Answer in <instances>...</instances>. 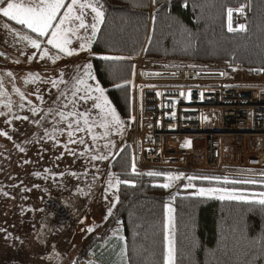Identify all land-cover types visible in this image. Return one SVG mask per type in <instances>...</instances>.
<instances>
[{
    "label": "trees",
    "instance_id": "16d2710c",
    "mask_svg": "<svg viewBox=\"0 0 264 264\" xmlns=\"http://www.w3.org/2000/svg\"><path fill=\"white\" fill-rule=\"evenodd\" d=\"M94 2L102 6L104 18L90 48L96 55L91 73L121 118L130 117L129 57L141 52L157 59L225 62L264 70V0ZM241 6L245 28L229 31L227 10ZM110 167L114 177L133 183L117 185L111 214L108 211L85 236L70 264H81L88 257L101 264H164L167 203L172 205L175 264H264V206L253 199L204 197L183 189L189 177H197L191 180L195 186L235 188L248 195L264 192V180L189 175L165 188L167 173H133L128 145ZM117 225L123 238L114 245L109 240Z\"/></svg>",
    "mask_w": 264,
    "mask_h": 264
},
{
    "label": "rangeland",
    "instance_id": "374dc122",
    "mask_svg": "<svg viewBox=\"0 0 264 264\" xmlns=\"http://www.w3.org/2000/svg\"><path fill=\"white\" fill-rule=\"evenodd\" d=\"M6 2L0 0V7ZM11 28L34 39L24 32L28 28L0 14V264H70L88 229L102 223L116 200L117 186L109 187V181L115 184L117 178L110 166L127 145L130 117L121 118L105 90L104 96L123 127H113L111 117L94 106L99 95L94 89L100 84L91 68L94 78L85 74V66H91L95 54L88 58L85 50L72 49L75 54L71 56L53 51L51 55L42 49L47 55L40 57L34 54L35 47L25 43L27 39L14 36L18 31L8 35ZM44 44L48 45L47 41ZM179 62L209 67L205 62ZM240 67L232 68L237 71ZM260 71L264 72H254ZM131 157L130 150L133 166ZM175 180L167 179L166 183L172 187ZM189 184L193 187H187ZM186 188L194 194L200 188L244 193L235 188L195 186L191 180ZM221 194L204 197L219 198ZM248 195L249 199H260ZM166 223L174 249L171 203L166 204ZM122 238L117 225L109 242L116 245ZM81 264L101 263L88 257Z\"/></svg>",
    "mask_w": 264,
    "mask_h": 264
},
{
    "label": "built area",
    "instance_id": "2783aa9c",
    "mask_svg": "<svg viewBox=\"0 0 264 264\" xmlns=\"http://www.w3.org/2000/svg\"><path fill=\"white\" fill-rule=\"evenodd\" d=\"M244 22L233 11L232 28ZM131 63L125 139L138 171L264 180V72L143 52Z\"/></svg>",
    "mask_w": 264,
    "mask_h": 264
},
{
    "label": "snow or ice",
    "instance_id": "6c2138e0",
    "mask_svg": "<svg viewBox=\"0 0 264 264\" xmlns=\"http://www.w3.org/2000/svg\"><path fill=\"white\" fill-rule=\"evenodd\" d=\"M78 0H71V3L67 4L65 6L64 0H34L33 3L29 5H25L23 3H17L15 0H8L6 6L0 7V14H2L4 17L9 18L10 20L15 21L17 24L26 26L27 28L31 29L32 32L37 33L38 36H45L46 33L49 31L51 32L50 36H47V43L49 45H52L54 48L58 49L60 52L71 56L74 55V51L72 49H69L67 45L71 43L70 39L68 38V34L72 33L75 35V29L73 28H66L64 25L70 21V20H78L80 21L79 27L80 28H86L87 25L84 22L83 19V9L84 8H90L92 12L95 13L94 20L95 23L91 25L92 29V35L93 37L96 34V31L98 30V25L103 22L104 18V13L102 11V6H97V4L94 2V0H86L84 3H79V9H80V14H76V8H77ZM62 8H66L64 11L63 16L59 17V23L53 25V21L57 20V13L60 12ZM233 11L237 12H242L243 11V6H241L240 9H231L229 8L227 10L228 12V17H229V31H234L237 29H233L231 26V16ZM245 25L241 24L238 26V30H244ZM24 39H29L27 36L24 37ZM32 46L35 48H39L40 44L38 40L33 39L30 41ZM90 43V41H89ZM81 50L85 48V44H81ZM43 55H47V53H42ZM105 59H123L122 57H105ZM91 68L90 65H86V75L89 78H94L91 77V73L89 69ZM223 75V73H221ZM80 83H84L83 80L80 81ZM117 87H120V85H117ZM95 92L99 93L98 96L95 97V100L97 101L95 103V107L99 108L101 112L105 113L106 116L111 117V125L115 128H122L123 127V122L120 120L119 116L117 115L116 111L114 108H111L107 97L104 96V89L101 88L99 85L95 87ZM106 126V125H105ZM96 157H94L95 159ZM99 159H104V157H99ZM132 171L133 173L136 172L135 164L132 166ZM148 175H158V173H153L149 172L147 173ZM180 176H183V174H179V176H172L169 174L168 179L175 180L179 179ZM197 177H189V180L196 179ZM202 179H211L209 177H202ZM219 179V178H215ZM227 178H225L226 180ZM245 183H256L254 180H246L244 181ZM121 183L124 184H131L133 183L132 181H120L119 179L116 180L115 184H112L111 181H109V187H115ZM170 185L168 183H165L162 185V187H169ZM187 187H193V185L189 184ZM215 193H222L220 195V199H230V200H248L249 195H246L244 193L236 192L235 190L229 191L227 189H215V188H200L198 192L196 193L197 195L200 196H205V195H212ZM251 196L255 197L258 196L260 197L259 200H256L254 202L259 203L260 205L264 206V192L261 193H252ZM118 200V197H117ZM115 205H113L114 207ZM170 211V210H169ZM109 214H111V209H109ZM107 218V217H106ZM170 223V220H169ZM169 224H165V229H166V241H167V254L165 257L166 264H172V259H173V245L172 241L167 235V229H168ZM89 231L92 229L89 228Z\"/></svg>",
    "mask_w": 264,
    "mask_h": 264
},
{
    "label": "crops",
    "instance_id": "0c3cea01",
    "mask_svg": "<svg viewBox=\"0 0 264 264\" xmlns=\"http://www.w3.org/2000/svg\"><path fill=\"white\" fill-rule=\"evenodd\" d=\"M7 2H8V0H7ZM7 2H6V4H7ZM15 2H17V3H23V4H25V5H29V4H31V3H33L34 2V0H15ZM85 1H83V0H78V4H77V8H76V14L77 15H79L80 14V9H79V3H84ZM69 3H71V0H64V4H65V6L67 5V4H69ZM6 4L4 5V6H6ZM66 10V8H62L61 10H60V12H58L57 13V20H55V21H53V25H55V24H57V23H59V17L60 16H63V14H64V11ZM94 16H95V13L94 12H92L91 11V9L90 8H84L83 9V19H84V22H85V24L87 25V27L86 28H80L79 27V23H80V21H78V20H75V19H73V20H70V21H68L65 25H64V27H66V28H73V29H75V35H73L72 33H69L68 34V38L70 39V41H71V43L69 44V45H67V47L69 48V49H74V51H76V50H80L81 51V43H83V44H85V48L83 49V50H85V53H84V55H86V56H88V58H90V55H93V53L91 52V50H90V48H91V44H92V42H93V40H94V38H95V36L93 37V35H92V29H91V25L93 24V23H95V20H94ZM5 18V17H4ZM15 22V21H14ZM9 24V23H8ZM99 26H100V24L98 25V28H99ZM24 27H26V26H24ZM27 28V27H26ZM13 31H11V30H9V31H6L7 33H8V35H9V33H13V35L14 34H16V32L18 31V30H15V29H13V28H11ZM28 30L29 31H32L31 29H29L28 28ZM16 31V32H15ZM24 31V30H23ZM25 33H26V35H30V36H32L34 39H36V40H38V41H42V38H43V44H41L40 42H39V44H40V47L39 48H35V51H34V54L36 55V53H37V56H39L40 55V57L42 56L41 55V53H42V49H44L45 51L47 50L48 52H49V54H51V55H53L52 53H51V51H53V52H55V53H62V52H60L58 49H56V48H54L52 45H45L44 43L47 41V39H46V37L47 36H50V34H51V32L49 31L48 33H46V35L45 36H43V37H41V36H38V34L37 33H35V35H33V34H29L27 31H24ZM18 34H16V35H14V36H17V38H18V40H21L22 39V37L24 38L25 36H24V34H22V30H20V31H18L17 32ZM96 33H97V31H96ZM96 35V34H95ZM31 40H33V39H27L26 41H25V43L26 42H28V46H30V47H33L32 46V44H31ZM89 41H90V43H89ZM21 42V41H20ZM24 43V44H25ZM74 45V46H73ZM50 50H48V49ZM12 50V46H10V48H9V50ZM21 50V49H20ZM38 51H40V52H38ZM7 52V51H6ZM18 52H19V48H18ZM64 54V53H63ZM92 58V57H91ZM71 58H68L66 61H69ZM41 67H44V65L42 64L41 65ZM46 68V67H45Z\"/></svg>",
    "mask_w": 264,
    "mask_h": 264
}]
</instances>
